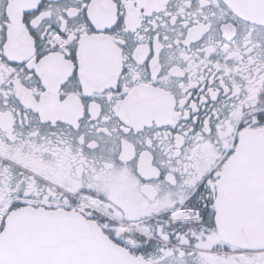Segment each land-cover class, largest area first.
<instances>
[{
    "label": "snow or ice",
    "instance_id": "obj_1",
    "mask_svg": "<svg viewBox=\"0 0 264 264\" xmlns=\"http://www.w3.org/2000/svg\"><path fill=\"white\" fill-rule=\"evenodd\" d=\"M0 264H264V0H0Z\"/></svg>",
    "mask_w": 264,
    "mask_h": 264
}]
</instances>
